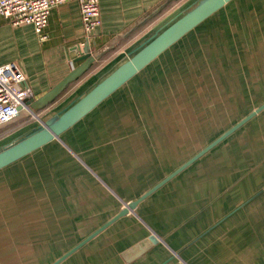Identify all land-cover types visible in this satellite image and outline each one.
I'll return each mask as SVG.
<instances>
[{"label":"crops","instance_id":"crops-1","mask_svg":"<svg viewBox=\"0 0 264 264\" xmlns=\"http://www.w3.org/2000/svg\"><path fill=\"white\" fill-rule=\"evenodd\" d=\"M161 1L100 0L101 26L89 43L77 1H67L51 11L45 40L40 39L32 25L15 27L0 16V66L15 63L26 76L30 99L37 100L81 64L74 61L86 45L91 47V52L99 50ZM194 1L171 0L92 64L45 110L35 115L26 108L17 120L0 129V146L39 125L40 119L47 120L69 107L115 64ZM119 91L97 109L112 105L120 98ZM263 104L264 101L258 107ZM97 109L78 124L84 126L89 118H95ZM67 136L69 144L54 141L0 172L6 182L13 177L19 192L32 193L35 201L44 197L55 207L54 203H59L56 200H60L58 208L45 202L49 213L54 209L57 215L65 217L61 232L64 233L62 247L66 250L59 255L55 253L49 264L105 225L125 203L139 199L218 139L215 137L177 166L156 163L151 166L147 155L141 154L143 147L146 149L144 145L117 144L109 138L99 144H88L78 142L80 134ZM151 151H155L152 146ZM155 165L160 169L153 174ZM31 168L36 174L29 173ZM14 173L18 175L13 176ZM134 182L145 186L132 194ZM108 195L119 202L114 213L101 211L99 201ZM85 200L94 201L93 205ZM32 208H37L35 203ZM32 215L38 212L33 209ZM89 215L94 216L88 223L93 227L88 233L85 229L72 228L77 233L69 240L65 233L68 217L79 226ZM151 236L156 237V243L149 240ZM139 245L145 251L138 256ZM84 262L264 264V111L143 201L135 213L120 219L62 264Z\"/></svg>","mask_w":264,"mask_h":264},{"label":"rangeland","instance_id":"rangeland-1","mask_svg":"<svg viewBox=\"0 0 264 264\" xmlns=\"http://www.w3.org/2000/svg\"><path fill=\"white\" fill-rule=\"evenodd\" d=\"M194 31L130 80L112 105L97 109L98 116L78 124L62 141L69 144L67 135L80 134L81 143L109 138L117 144L144 145L147 150L143 147L141 154L151 166H177L243 120L264 101V0H233ZM33 101L26 99L25 104ZM151 146L160 151L152 152ZM6 181L0 177V264H49L55 253L66 250L61 232L65 217L54 209L50 213L56 216L49 215L45 202L53 205L44 197L35 201L32 193H20L13 177ZM144 186L134 182L131 193ZM93 202L85 200L91 206ZM34 203L37 208H32ZM99 203L107 213L119 205L110 195ZM33 209L38 215H32ZM93 217L79 226L68 217L69 240L77 233L72 228L88 233Z\"/></svg>","mask_w":264,"mask_h":264},{"label":"water","instance_id":"water-1","mask_svg":"<svg viewBox=\"0 0 264 264\" xmlns=\"http://www.w3.org/2000/svg\"><path fill=\"white\" fill-rule=\"evenodd\" d=\"M170 1L171 0H162L138 21L130 25L123 33H121L119 37L106 44L99 50L91 52V47L86 45L81 51L80 57H76L74 61V63L81 64L78 67L73 68L68 76L64 78L58 85H56L51 91L46 93L41 98L34 100L30 106L25 104L26 107L32 112V114L35 115L38 114V112L45 110V108L55 101L70 84L80 79L90 69L92 64L103 57L106 53L114 49L122 38H125L137 27L145 24L153 16L159 13L164 7L168 5ZM232 1L233 0L194 1L165 27L157 31L149 39L131 51L128 56L124 57L121 61L115 64L69 107L47 120L40 119L39 125L22 133L20 136H18V138L0 146V171L54 141H59L65 145V143L62 141L63 134L74 128L78 123H80L89 114L96 110L102 103L108 100L130 80L136 77V75L141 73L144 69H146V67L157 60L162 54H164L167 50L173 47L176 43H178L181 39L195 30L214 14L225 8ZM263 111L264 104L256 108L250 115L225 132L222 136H220L208 147L177 169L165 180L143 194L139 199L125 203L123 208L116 216H114L105 225L87 237L76 247L64 254L53 264H62L78 250L95 239L120 219L128 216L131 213H135V210L143 201L149 198L157 190L171 181L174 177L182 173L224 140L237 132L240 128L261 114ZM149 240L152 243L157 242L155 236H151ZM137 248L138 256L144 253L145 249H143L141 245H139Z\"/></svg>","mask_w":264,"mask_h":264},{"label":"built area","instance_id":"built-area-1","mask_svg":"<svg viewBox=\"0 0 264 264\" xmlns=\"http://www.w3.org/2000/svg\"><path fill=\"white\" fill-rule=\"evenodd\" d=\"M77 1L81 8L85 35L89 40L101 26L100 0H0V16L13 26L32 25L41 40L51 11L67 2ZM31 92L26 76L15 63L0 66V127L17 120L27 108Z\"/></svg>","mask_w":264,"mask_h":264},{"label":"trees","instance_id":"trees-1","mask_svg":"<svg viewBox=\"0 0 264 264\" xmlns=\"http://www.w3.org/2000/svg\"><path fill=\"white\" fill-rule=\"evenodd\" d=\"M228 5H229V4H228ZM228 5H227V6H228ZM221 11H222V10H221ZM219 12H220V11H219ZM193 33H194V32H193ZM193 33H192V32L189 33L186 37H184L183 39H181L178 43H176V44H175L173 47H171V48H176L177 46L181 45V44H182L181 42H182L183 40H185V38H187L189 35H192ZM171 48H170L169 50H171ZM169 50H167V51H169ZM167 51H166V52H167ZM166 52H165V53H166ZM165 53H164V54H165ZM164 54H162L158 59H160ZM158 59H157V60H158ZM157 60H155L154 62H156ZM154 62H153L152 64H154ZM152 64H150L148 67H146V69H149V68L152 66ZM146 69H144L142 72H144ZM142 72H141V73H142ZM141 73H139L138 75H140ZM138 75H137V76H138ZM133 79H134V78H133ZM133 79H132V80H133ZM123 87H124V86H123ZM118 91H119V90H118ZM118 91H117V92H118ZM117 92H116V93H117ZM116 93H115V94H116ZM106 101H107V100H106ZM106 101H105V102H106ZM102 104H103V103H102ZM102 104H101V105H102ZM101 105H100V106H101ZM246 116H247V115H246ZM3 127H5V126H3ZM3 127H0V129L3 128ZM66 133H67V132H66ZM63 135H64V134H63ZM63 135H62V136H63ZM216 138H218V137H216ZM216 138H215V139H216Z\"/></svg>","mask_w":264,"mask_h":264}]
</instances>
